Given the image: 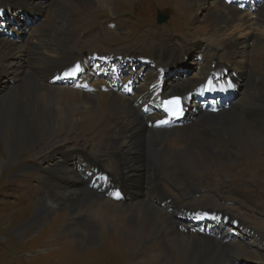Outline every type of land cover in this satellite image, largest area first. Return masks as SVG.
<instances>
[{
	"label": "bare ground",
	"instance_id": "6f19581e",
	"mask_svg": "<svg viewBox=\"0 0 264 264\" xmlns=\"http://www.w3.org/2000/svg\"><path fill=\"white\" fill-rule=\"evenodd\" d=\"M57 1L59 8L54 0H0L1 177L19 166L21 177L36 169L45 174L39 185L47 190L52 181L63 186L34 203L30 224L66 209L69 222L60 237L92 247L103 236L85 227L88 212L94 223L87 225L114 238L102 246L104 257L115 245L124 258L115 252L118 260L137 255L138 264H264V217L239 220L214 207L217 197L202 188L199 170L264 153V0H190L192 19L213 27L212 51L200 45L194 58V46L170 39L166 59L162 47L137 54L132 45L82 57L75 47L93 0ZM245 9L251 14L242 15ZM71 13L69 26L57 17ZM110 27L123 30L116 23L95 32ZM59 35L65 42H57ZM212 82H228L229 89L215 102L209 93L199 100ZM231 82L238 92H229ZM172 95L184 96L180 123L163 113V99ZM225 99L232 103L220 113L205 110ZM71 134L102 149L101 157L64 150ZM49 138L55 154L47 167L22 164L24 154L35 160L33 145ZM109 155L118 161L117 175L101 170ZM227 190L240 194L232 185ZM192 200L204 208L196 210ZM119 209L127 211L124 218Z\"/></svg>",
	"mask_w": 264,
	"mask_h": 264
},
{
	"label": "rangeland",
	"instance_id": "374dc122",
	"mask_svg": "<svg viewBox=\"0 0 264 264\" xmlns=\"http://www.w3.org/2000/svg\"><path fill=\"white\" fill-rule=\"evenodd\" d=\"M189 2L190 0H186V2L182 1L177 3L178 5H173L172 0H93L90 12L81 22L80 31L83 38L75 49L82 57H85L90 53H98L99 51L111 52L112 49H129L131 45L135 46L137 54L159 52L155 48L162 47L164 48L163 54H165L163 59H166L170 54V50L167 48V40L173 39L175 43L187 42L188 45L194 46L191 53V57L194 58L198 56L200 45L209 47V50L212 51V45L208 43V38L213 27L205 26L199 21V18L198 20L192 19L189 12ZM54 4L59 8L60 4L57 0H54ZM160 12L169 18L164 24H158L157 17ZM247 13L251 14L247 9L242 11V15ZM71 16L73 18L74 13L67 16L57 15L59 19H62L59 21H65L64 24H68V26L71 22L70 19H72ZM116 23L121 24L123 30L110 27L102 33L95 32L108 24ZM240 27H243V24ZM93 33L95 38H91ZM187 35L189 37H186ZM53 36L54 34H51L52 38ZM241 38L243 39L244 36ZM59 40L57 42H61V40L65 42L61 36ZM68 45L70 46V43ZM59 46L60 44L57 43V49L64 52L62 46ZM48 56L52 58L51 55ZM153 68H158L156 63ZM10 84L12 87L14 82H10ZM248 88L250 89L251 86ZM259 96L264 97V94ZM245 101L247 104L245 106L252 105L249 100L244 99L243 102ZM235 115L241 117L236 113ZM241 118L246 122L249 121ZM77 136L71 134L65 138L64 150L91 153L95 160L101 157L102 152L99 151L102 149L94 148L95 145L91 146L93 143H88L80 137L77 138ZM0 140H2L1 136ZM52 144L50 138L39 145L34 144L33 149L36 153L38 152L37 155L39 154V156L30 161L31 159H26L27 155L24 154L25 160L22 164L25 162L30 167H32L31 165L47 167L51 159H54L55 153L52 150ZM42 150H45L46 153H41ZM55 156L59 157V155ZM102 159L105 163L102 164L101 170L116 175L120 172V166L115 157L109 155ZM17 168L15 167V170L14 168L8 169L6 173L9 175L6 178L1 177L4 175L0 173V264H116L121 262V264H138L137 255L133 260H118L119 256L116 253H120V257L124 258L115 245L111 250L112 252L109 253L110 256L104 257L102 250L105 243L111 242L114 238L110 237V233L107 234L108 231L103 229L104 227L98 229L94 225H87V222L94 223V218L89 216L88 212L83 215L85 227L97 231L98 235L103 236L102 241L92 247L84 246L83 248L78 246L74 239L60 237L62 236L60 232L63 230L61 225L64 226L69 222L68 210L66 209L59 208L51 212L50 215H46L45 218L43 217L40 222L30 224V219L35 212L34 203L40 197L45 196V198L50 199L49 192L63 186L52 181L53 186L50 185V187H53V190H47L44 184L39 185L41 176L45 175L41 171H36V169L33 170V173L28 172L27 175L21 177L20 174L16 173ZM205 168H199V170L202 169L200 170L201 186L204 190L212 191L216 195L217 202L214 203V207L226 212L229 216L235 215L234 217L239 220L247 221L248 217L258 215V218L264 217V153L241 158L237 161H225L220 166ZM32 169L35 168L32 167ZM66 178L70 179L69 173ZM228 185L234 186L242 195L251 196L253 203L247 200L245 196L242 197L238 193L227 190ZM95 198L98 199L96 201L104 203L98 197ZM66 203L69 204V201ZM108 203L109 201L105 202V204ZM89 205L86 204L85 209ZM191 206L195 209L204 208L203 203L197 200H192ZM123 212L119 209L122 218L126 216L127 211L124 210ZM132 214L128 213L127 217L132 216ZM113 224L112 220L109 225L112 226ZM21 228H27L25 235L17 236L16 231ZM83 232L87 233L85 230ZM149 240L151 242L150 238Z\"/></svg>",
	"mask_w": 264,
	"mask_h": 264
},
{
	"label": "water",
	"instance_id": "95a60500",
	"mask_svg": "<svg viewBox=\"0 0 264 264\" xmlns=\"http://www.w3.org/2000/svg\"><path fill=\"white\" fill-rule=\"evenodd\" d=\"M167 19H168L167 16H165V15H163V14H159V16H158V22H159L160 24L166 22Z\"/></svg>",
	"mask_w": 264,
	"mask_h": 264
},
{
	"label": "snow or ice",
	"instance_id": "6c2138e0",
	"mask_svg": "<svg viewBox=\"0 0 264 264\" xmlns=\"http://www.w3.org/2000/svg\"><path fill=\"white\" fill-rule=\"evenodd\" d=\"M78 69H79V66H77V70ZM172 103L179 105L180 101H179V99H176L175 101H172ZM174 114L178 115L179 113H174Z\"/></svg>",
	"mask_w": 264,
	"mask_h": 264
}]
</instances>
